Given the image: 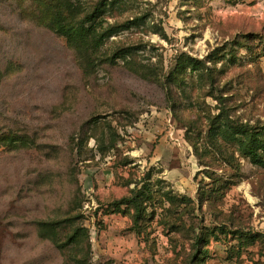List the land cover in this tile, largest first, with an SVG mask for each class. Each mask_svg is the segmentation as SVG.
<instances>
[{"label":"rangeland","instance_id":"obj_1","mask_svg":"<svg viewBox=\"0 0 264 264\" xmlns=\"http://www.w3.org/2000/svg\"><path fill=\"white\" fill-rule=\"evenodd\" d=\"M83 14L0 0V264H264V167L214 134L264 140V0H129L102 41Z\"/></svg>","mask_w":264,"mask_h":264},{"label":"trees","instance_id":"obj_2","mask_svg":"<svg viewBox=\"0 0 264 264\" xmlns=\"http://www.w3.org/2000/svg\"><path fill=\"white\" fill-rule=\"evenodd\" d=\"M42 1V0H39ZM55 6L63 7V10L67 11L72 17L76 18V15H81V12H84L82 15V29L86 30L88 33H99L97 35V38H99L100 41L103 39H108L114 35H117L121 29H127L131 26H139L142 22V17H135L133 19L127 20V22L117 25V24H107L104 25L103 21H105V16L107 14H112L116 9H120L123 6H125L129 0H102L100 1L97 6L94 8L92 12H89L87 14V0H49ZM79 7H82V11L78 10ZM48 8V5H46V9ZM42 13H45L46 10L44 9L41 11ZM58 13H60L58 11ZM34 15V14H33ZM35 18H38L40 21L44 19L45 14L39 13L38 15H34ZM74 21V20H73ZM87 22H90V25L87 26ZM56 29L61 33H68L67 27L64 25L62 21H52L51 22ZM88 27V28H87ZM163 31V30H162ZM161 35H165V32H162ZM71 43L74 45V48L81 53L82 57L87 59V64L90 63V57L92 54H90V50L85 49L83 50L82 47L78 46L77 43L72 42V37L70 38ZM84 53V54H83ZM134 50L131 48H123L116 52L114 55L115 58H121L123 60H126V62L129 64H133L130 62L131 60L128 59L129 56L133 55ZM129 65L130 67H132ZM144 73L146 68L141 67L138 68ZM148 73V72H147ZM144 75H146L144 73ZM222 117V115H218L217 119ZM214 134L222 138L226 142H234L237 143L240 147V149L243 151L245 155L250 157L252 162H254L257 165H260L264 167V155L262 154V148H264V140L259 138L257 134H254L253 132H249L241 125H234L231 120H222L219 124L214 123ZM107 149H103V151H106ZM64 222L71 221V219L63 220ZM81 232L87 235V229L85 227L79 226L75 229V232L70 236L69 242H76L77 238L80 237ZM206 243V242H205Z\"/></svg>","mask_w":264,"mask_h":264},{"label":"crops","instance_id":"obj_3","mask_svg":"<svg viewBox=\"0 0 264 264\" xmlns=\"http://www.w3.org/2000/svg\"><path fill=\"white\" fill-rule=\"evenodd\" d=\"M97 177L105 179V182H103V189L106 188L107 189L106 191H108V190L113 188L112 187V183H113L112 182V179H113L112 177L107 176L106 178H104L101 175L97 176Z\"/></svg>","mask_w":264,"mask_h":264}]
</instances>
